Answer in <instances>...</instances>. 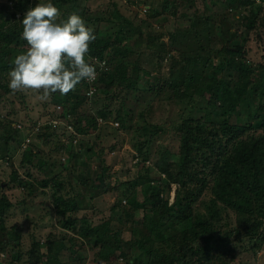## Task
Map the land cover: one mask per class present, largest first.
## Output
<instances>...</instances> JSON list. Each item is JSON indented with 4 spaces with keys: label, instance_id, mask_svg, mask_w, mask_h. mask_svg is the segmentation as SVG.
<instances>
[{
    "label": "trees",
    "instance_id": "16d2710c",
    "mask_svg": "<svg viewBox=\"0 0 264 264\" xmlns=\"http://www.w3.org/2000/svg\"><path fill=\"white\" fill-rule=\"evenodd\" d=\"M95 1L0 0L2 94L12 91L8 86V74L14 67V58L29 47L22 38V20L27 10L38 3H53L61 12V20H66L75 12L85 20L86 25H95L96 40L90 44L89 56L93 62L107 58V63H112H106L107 70L96 67L95 82L90 84L83 81L74 91L59 96V102L63 103L68 102L72 95L82 96L79 105L67 107V111L62 106V112H58L62 117L60 122H64L62 132L67 133L66 139L62 140L64 144L54 137L58 134L57 130L49 129L48 125L33 131L42 140V146L37 147L36 140L25 144L22 158L24 156L26 159L22 160L23 163L32 167L30 160H36L38 164L35 168L38 167L44 178L29 179L30 173L27 172L26 178L21 176L20 179L15 174L11 179L27 189L25 196L36 192L38 187L44 190L50 188V204L57 225L71 230L73 234L58 230L56 225H53V229L59 234L49 232L44 242L32 234L31 249L27 257L22 258V251L16 250L17 242L21 241L22 228L16 223L8 226V209L12 203L5 189L10 185L0 182V251L12 255L6 258L9 264H71L73 259H84L82 248L85 245L98 247L95 251L97 260L104 257L100 249L107 247L109 252L106 257L122 258L127 264H229L241 252L240 247L236 251V245L248 240L251 243L248 248L251 249L264 238V60L249 65L243 62L248 59L247 43L252 39L262 40L259 30L263 29L264 13L258 18L261 11L264 12L262 3L258 0H226L230 12L240 8L248 10V14L241 17L245 21L237 18L234 23L227 20L232 13L220 15L216 12L218 18L215 21L206 10H194L195 16H189L190 27L187 30L194 32L198 46L188 52L169 47L170 60L182 56V78L181 81L177 78L165 80L161 85L157 82L162 80L161 76L145 73L140 66L141 46L147 45L145 33L148 28L141 29L132 42L126 39V34L138 13L144 16L148 14L150 18L161 16L165 24L171 16L168 24H176L179 17L186 15L180 14L178 9L186 6V2L190 4L189 7L193 6L197 0H150L151 5L148 6H145V0L143 8L137 6L140 0H128L126 5L117 0H108L104 6L95 5ZM199 2L204 5L208 3L207 6L211 7L216 5V0ZM80 3L83 8H80ZM109 3L113 4L111 12L100 10L101 7L108 8ZM93 5L100 8L94 9ZM101 23H114V30L100 29L98 26ZM201 31L207 34V47L201 44ZM118 35L124 38L119 39ZM175 36L174 29L169 32L167 41L172 42ZM99 38L105 39L100 41ZM214 41H217L218 47L211 46ZM159 43L163 45L162 37ZM213 56L216 57L215 64H211ZM157 57L162 60L159 53ZM233 76H236V82L229 78ZM90 89H94L91 96L88 95ZM81 90L84 93L77 94ZM26 91H19V94ZM166 91H170V97L176 101H187L190 109L187 112L184 110L181 115L178 125L179 148L172 156L173 160L166 157L153 162V169L164 178L125 181L130 193L118 206L122 217L120 226L111 221L93 224L89 221L93 213L79 216L76 201L84 196V192L71 187L76 185L74 181L60 176L62 171L74 165L75 159L71 158H76V155L83 157L82 164L88 168L89 160L85 155L92 153V147L87 144L83 147L78 137L88 133L91 128L96 129L95 119L107 118L111 109H107L106 104L111 97L120 96L114 118L122 129H127L123 122L125 114L119 113L120 106L135 98L137 92L145 97L146 92L158 95ZM99 93L108 100L101 108H96L95 119L93 116L88 118L82 104L86 102V107L92 108L91 99L97 98ZM77 111H83L81 113L84 115ZM21 128V124L9 121L7 115L0 114V158L5 157L15 144L22 146ZM159 130L160 127H155L153 132L158 133ZM140 133L145 135L144 127ZM132 139L133 147L142 154L143 163L148 161L150 152L144 148L143 142L134 139V136ZM99 170L100 175L110 176L108 166L102 165ZM147 171H150L149 167L139 175ZM80 178V181H84ZM160 179L167 186L172 183L178 186L174 202L170 205L163 194L164 186L151 183ZM144 182L143 189L140 183ZM137 186L140 187L141 199L137 197ZM90 199L92 197L87 200V208L93 210ZM160 221L167 226L159 228ZM101 224L104 230H100L99 236L95 225ZM173 226L177 227L175 235L170 234ZM135 228L141 229L138 237L124 240V233H130ZM76 237L83 239L79 242L83 246L79 244L73 247L77 242ZM133 245L138 249L135 253L131 252ZM61 249H67L70 254L65 262L58 256Z\"/></svg>",
    "mask_w": 264,
    "mask_h": 264
},
{
    "label": "rangeland",
    "instance_id": "374dc122",
    "mask_svg": "<svg viewBox=\"0 0 264 264\" xmlns=\"http://www.w3.org/2000/svg\"><path fill=\"white\" fill-rule=\"evenodd\" d=\"M107 1L108 0H97L95 1V5L98 6L99 4V6H104ZM117 1L122 2L123 5H126L125 3L128 2V0ZM258 2L262 3L261 5L264 8V0H258ZM144 3L145 0H140L138 1L137 6H142L143 8ZM148 4L151 5L150 0L146 1L145 6H148ZM207 4L204 5V3H200L199 0H197L195 5L189 7L190 4L186 2V6H183L182 9H178L180 14L185 13L186 15L179 17L176 24H168L171 16L167 18V24L162 21L161 16L150 18L148 14H145L144 16L139 15L138 13L134 17L132 25L126 34V39L132 42L138 36L141 29L148 28L145 33V36L148 37L147 45L143 44L141 46L140 66L143 70H145V73H152L153 75L155 74L161 76L162 80L157 81L159 84L162 85L165 80H174L176 78L178 81H181L182 78V56L178 55V57L170 60V46L181 52L193 51V49L198 46L194 32L192 30H187L188 27H190L189 16H195L194 10H198L199 12L206 10L208 14L212 15V18L215 19V21L218 18L216 12H219L220 15L224 14V12H226L225 14L227 15L232 13L227 16V20L231 23H234L237 18L245 21L241 17L248 14V10L244 8L232 10V12H230L227 7L226 0H216V5L212 7L207 6ZM95 5H93L94 9L100 8ZM79 6L80 8H83V4L80 3ZM100 10L111 12V10H113V4L109 3L108 8L101 7ZM262 13L264 12L261 11L258 18L261 17ZM233 17H235V19ZM261 26L264 29V25ZM95 27V25L92 26L93 29ZM98 27L102 30L112 31L114 30L115 25L114 23H101ZM174 29L176 36L172 42H168V34ZM263 29L259 30L262 37L261 41L252 39L247 43L246 47L248 48V59L243 61L244 64L249 65L264 60ZM200 35L203 37L201 44L207 47L208 44L205 43L207 37L206 32L201 31ZM160 37H162L163 45L159 43ZM118 38L121 39L124 37L122 35H118ZM104 39L99 38L100 41ZM216 44L217 41H214L211 46L213 47ZM216 46L218 47L219 45ZM136 49H138V46ZM158 53L162 57V60H158ZM104 60L106 61L108 59L106 58ZM215 63L216 57L213 56L211 64ZM107 64L110 65L112 63L110 62ZM206 73L208 72L206 71ZM229 78L236 82V76ZM154 79L156 82V76H154ZM82 90L77 94H83L84 90ZM41 95V91H33L30 89L26 91L25 94H19V91L15 93L11 91L6 94H2L0 92V114L2 116L7 115L9 117V121L13 120L14 123L22 125L20 134V142L22 146L19 147L18 144H15L14 148L11 149L5 157L0 158V182L10 185V187L5 189V192L12 203L11 207L8 209L10 217L8 220V226L16 223L22 228L21 241L16 244V250L19 249L22 251V258H26L29 250L31 249L32 234L39 237L44 242L47 237L46 235L49 232H52L53 235L59 234L58 231H54L53 225H56L58 230L64 229L57 225V218L52 211L50 204L52 190L50 188H45L44 190V188L38 187L36 188V192L25 196L27 189L25 190L23 187H20L18 181H11V179L15 174H17V177L20 179L22 177L26 178L27 172L30 173L29 177H27L29 179L44 178V175L38 167L35 168L38 164L36 160H30L33 164L32 167L29 164L26 165L23 163L22 160L26 159L24 156L22 158L25 144H27L30 140H36L37 147L42 146V140L39 139L33 131H35L38 127L41 128L46 125L50 127L49 129L57 130L58 134L54 137L56 140H61L64 144L62 140L66 139L67 133L64 134L62 132L64 122H60L62 117L58 114V112H62L63 109L61 107L57 108V106H63L65 111H67V107L79 105V102L82 99V96L80 95H72L68 102L63 103L59 102V96H61L59 92L51 94L47 100H41ZM171 95L172 93L170 91L162 92L158 95L146 92L144 97L137 92L135 98H133L130 102L125 103L123 106H120L119 113L125 114L126 119L123 118V122L125 123L124 125L127 129H122L120 123L114 118L115 108L118 107L120 101L119 95L111 97V99L107 102L108 97L99 93L97 98L91 99L92 102L90 105L92 108H89L87 105V109L85 105L86 102L82 104V109L87 113L88 118L93 116L95 119V114H97L95 111L96 108H98V106L101 108V106L104 105V102H107V109H111V112L107 114L106 119H95L97 122L96 129L91 128L88 130V133L82 134L78 137V139H80L79 143L81 142L83 147L86 144L92 147V153L85 155L87 160H89L88 168L82 164L83 157L76 155V158H71L75 159L74 165L70 166L69 170H61L62 172L60 173V176L65 177L66 180H72L76 183V185H71L72 188H77V190L84 192V196L78 197L76 201L79 206V216L93 213L92 217L89 218V221L93 224H99L103 221L107 223L108 221H111V223L114 222L117 226H120L122 223V217L120 218V210L118 209V206L122 204V200H124L130 193L129 188L127 187L128 185L125 181H132L134 179L141 178L146 179L147 177L152 179L157 177H160L161 179L164 178L153 169V162L160 158L165 159L166 157H168L167 159L169 160H173L172 156L177 153L179 148L178 125L182 119L181 115L184 110L187 112V110L190 109L187 101H176L174 98L170 97ZM87 99L90 98L87 97ZM83 111H77L76 113L84 115V113H81ZM70 118H72V115ZM83 123L81 122L82 125ZM142 127L145 128V135L142 133L139 134ZM155 127H160L158 133L153 132L155 131ZM40 131H38V133H40ZM133 136L134 139L142 141L144 148L150 152V159L148 161L143 163L142 154L137 152L133 147ZM135 143L138 145L142 144L141 142ZM102 165L108 166L110 176L106 177L100 175L99 169ZM147 167L150 168V171H147L144 175H139ZM81 174H83V176H80ZM79 176L82 177L84 181H80L81 178ZM161 179L152 180L151 183L164 186L165 192L163 194L167 197L168 204L170 205L174 202L178 186L174 183L167 186L166 183L164 184V182L161 181ZM140 185L141 188L144 189L145 182L140 183ZM137 192L138 199H141L142 196L139 194L140 187L137 188ZM89 197H92L90 202L94 211L87 208V200ZM198 202L196 201V204ZM146 206L150 205L147 204ZM163 221H160L159 228L167 226L166 224L164 225V223H161ZM102 224L95 225L99 236L101 235V231L104 230V226ZM1 227L2 220L0 219V228ZM172 228L173 229L170 230V234H177V227L173 226ZM64 231L69 234H73L71 230ZM140 231L141 229L135 228L130 233H124L123 239L126 240L130 238V240H134L138 237V233ZM93 239H95V237H93ZM82 240L83 239L80 237H76L75 242H77L73 247H78L79 244L83 246L79 243L82 242ZM250 244L251 243L248 240H245L244 242H241V244H238V246L236 245V251L238 252V248L240 247L239 249L241 252L238 253V255L235 256L229 264H264V238L260 241V244L251 249L248 248ZM41 248L45 251L44 246ZM97 250L98 247L85 245L82 248L84 259L77 261L71 257L73 259L71 264H127L125 259L106 257L109 252V248L107 247H102L100 249V251L104 253V257L97 260L95 257V251ZM137 251V246L133 245L131 252L135 253ZM11 256V254L0 251V264H9L6 258H11ZM58 256L63 260V262H65L69 259L70 254L67 249H61L58 252Z\"/></svg>",
    "mask_w": 264,
    "mask_h": 264
},
{
    "label": "clouds",
    "instance_id": "9594fccd",
    "mask_svg": "<svg viewBox=\"0 0 264 264\" xmlns=\"http://www.w3.org/2000/svg\"><path fill=\"white\" fill-rule=\"evenodd\" d=\"M60 18V10L51 2L38 3L25 13L22 38L29 47L14 58L8 74L13 93L41 91L40 99L47 100L56 92L67 95L83 81L95 82L97 66L107 70V61L93 62L89 56L90 44L96 40L94 29L75 12L66 20ZM93 92L90 89L88 95Z\"/></svg>",
    "mask_w": 264,
    "mask_h": 264
}]
</instances>
